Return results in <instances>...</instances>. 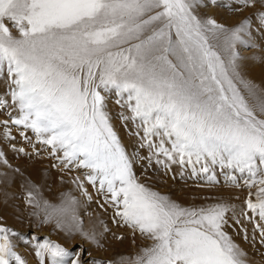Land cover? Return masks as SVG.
<instances>
[{"label":"snow or ice","instance_id":"snow-or-ice-1","mask_svg":"<svg viewBox=\"0 0 264 264\" xmlns=\"http://www.w3.org/2000/svg\"><path fill=\"white\" fill-rule=\"evenodd\" d=\"M257 5L264 29V0H0V79L7 78L0 112L8 117L0 121L3 138L15 140V126L32 148L12 144L15 153L44 152L56 161L53 168L69 175L82 170L83 178L71 182L87 202L93 195L85 182L102 198L99 207L112 209L114 225L129 229L134 240L152 242L116 264H248L228 232L242 227L241 218L264 239V88L246 77L238 51L253 46L246 39L252 21L229 27L200 12ZM110 98L121 109L120 120L135 125L132 153L114 129ZM0 165L12 169L2 149ZM153 165L156 173L179 175L199 189L220 186L219 172L225 186L248 190L244 206L211 196L184 204L146 182ZM22 187L37 226L53 224L103 247V232L83 229L80 200L67 193L53 204L30 180ZM19 235L0 225V264H27L10 238ZM33 240L40 264L46 258L81 264L60 244Z\"/></svg>","mask_w":264,"mask_h":264},{"label":"rangeland","instance_id":"rangeland-1","mask_svg":"<svg viewBox=\"0 0 264 264\" xmlns=\"http://www.w3.org/2000/svg\"><path fill=\"white\" fill-rule=\"evenodd\" d=\"M260 10L259 5H257L255 8L233 13L224 8L210 6L201 8L200 12L201 15L213 17L218 22L229 27L238 25L246 18L251 19V36L246 37V39H248L253 46L251 48L238 46V51L244 57L243 67L246 77L261 88H264V29L259 27L258 16ZM6 23L10 28L12 27L10 22L6 21ZM12 30L14 34H18L14 28ZM253 78H255L256 81ZM0 80H3L4 83V93L2 95L4 96L7 92V78L5 76ZM6 98L9 99L10 102V97ZM107 108L111 115L114 129L120 137L122 144L129 153H132L134 148L137 147V137L134 135L135 125L131 123L125 125L120 120L119 113L121 109L114 103V98L108 100ZM15 114L16 113H13V115ZM4 119H8V117L0 112V121ZM12 135L15 137V140H5L3 138V127L0 126V149L5 152L9 163L12 165V169H20V173H23V175L14 172L6 166L0 165V172H3V170L6 172L9 169L15 174L12 178L13 181L5 182L0 180V225L9 227L20 234L19 236L10 238L16 245L15 250L27 261V264H40V259L36 256V241L33 240V236L39 238L40 241L47 238L67 248L69 251L74 252L75 255H79L81 264H91L93 260H100L103 264L112 261L113 264H116L120 257L134 256L142 247L149 246L152 243L139 236H136L134 240L133 234L129 229L114 225L111 219L112 209L109 208L107 212L102 210L99 207V204L103 202L102 198L96 194L95 189L90 184L85 182V186L88 188L89 193L93 195V201L90 203L87 202L86 198L81 195L80 190L71 182L72 176L80 175L81 178H83L82 170H77L75 173L69 175L66 172L53 168L52 165L56 163V161L51 159L48 154L44 152H42L39 157L35 155L29 157L24 154H17L12 150V144L16 147H25L29 152H32V148L21 138L20 132L15 126L12 127ZM28 135L31 136L32 133L28 132ZM37 147L39 148L40 146L37 145ZM140 154L146 155V150H141ZM30 159L33 162L30 161ZM26 161H30V163ZM27 163H33L34 166L36 165L39 169L41 168L43 172L40 178H45L46 181L44 184L45 186L42 188L43 191L41 189L44 199L48 200L50 203L59 204L64 194L70 193L73 197L81 201L83 207L80 209L79 215L83 221V229L89 232L93 230L97 233L103 232L104 235L99 238L100 244L103 245V247H97L95 244L82 238L78 233L69 237L66 233L56 229L53 224L37 226L36 218L29 216V213L33 211V209L25 203V192L22 183L25 179L30 180L36 185L38 182L40 183L43 181L35 177L32 171L34 166L30 167ZM37 163H39V165ZM42 168L45 170L43 171ZM135 171L138 176L141 175V167L139 164L136 165ZM173 172H178V169L174 168ZM50 173H52V176H56L54 181L50 180ZM147 175L153 177V179L146 182L151 183L156 190L164 194H170L173 198L184 204H188L192 196L201 198L197 203L201 202L203 197L211 196L216 199H227L229 202L243 207V202L248 195L247 189H235L225 186L223 184V175L219 172L218 178L221 180V185L215 189L196 188L193 186L194 182L191 180L185 185L179 175L176 176V179H172L170 175L164 176L162 173H156L155 165H153L152 170H150ZM61 177H63V182H61ZM236 197H239V199H236ZM241 219L242 227L241 225L229 227V234L232 235L233 240L247 254L248 264H264V239L260 237L258 232L254 231L251 223L243 220V218ZM101 220L104 221V224L107 225L110 231L104 232V225L100 224ZM242 228L247 229V239L244 238ZM117 237H123V239H117ZM45 264H49L47 258L45 259Z\"/></svg>","mask_w":264,"mask_h":264},{"label":"bare ground","instance_id":"bare-ground-1","mask_svg":"<svg viewBox=\"0 0 264 264\" xmlns=\"http://www.w3.org/2000/svg\"><path fill=\"white\" fill-rule=\"evenodd\" d=\"M254 80H255V78H253ZM259 80V79H258ZM256 81V80H255ZM4 86V83H3V80H0V96H2L3 95V87ZM7 148V147H6ZM8 154V153H7ZM12 155V154H11ZM31 159H33V158H31ZM30 159V161H32ZM29 160V159H28ZM30 161H26V162H29L30 163ZM33 162V161H32ZM29 163H27V164H29ZM40 163V162H39ZM39 163H37L38 165H39ZM42 163H45V162H42ZM30 165V167H33L34 165H33V163L32 164H29ZM45 165V164H44ZM43 166V165H42ZM49 167V166H48ZM1 168V167H0ZM42 170H43V168H42ZM45 170V169H44ZM43 170V171H44ZM2 171V170H1ZM32 171H33V174H35V177H37L40 181H43V182H38V184H37V186H39L40 187V189H42L43 188V186H45L44 184H45V178H40L41 177V175H42V171H41V168L39 169L38 167H36V165L32 168ZM0 173H6L7 175L6 176H0V180L1 181H5V182H8V181H11L12 180V178H13V176L15 175L13 172H12V170H9L8 169V171H6V172H4V170H3V172H0ZM51 175V179L50 180H55V178H56V176L54 177V176H52V173H50ZM34 177V178H35ZM13 181V180H12ZM14 181H16V180H14ZM52 181V182H53ZM42 191H43V189H42ZM44 192H45V190H44ZM47 192V191H46ZM24 255H26V254H24ZM28 255V254H27ZM30 255V254H29ZM29 258H30V256H29ZM29 260V259H28ZM30 263H31V261H30ZM31 264H33V263H31Z\"/></svg>","mask_w":264,"mask_h":264}]
</instances>
